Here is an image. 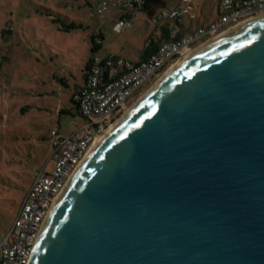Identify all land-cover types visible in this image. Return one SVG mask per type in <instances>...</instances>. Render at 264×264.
<instances>
[{"label": "water", "instance_id": "water-1", "mask_svg": "<svg viewBox=\"0 0 264 264\" xmlns=\"http://www.w3.org/2000/svg\"><path fill=\"white\" fill-rule=\"evenodd\" d=\"M29 264H264V14L181 60L107 130Z\"/></svg>", "mask_w": 264, "mask_h": 264}, {"label": "rangeland", "instance_id": "rangeland-1", "mask_svg": "<svg viewBox=\"0 0 264 264\" xmlns=\"http://www.w3.org/2000/svg\"><path fill=\"white\" fill-rule=\"evenodd\" d=\"M163 1L170 8L180 0ZM98 2L0 0V241L12 227L36 173L53 168L50 131L67 136L84 124L71 98L92 55V37L102 34L103 56L135 62L145 42H155L167 25L140 13L117 35L112 28L119 8L110 6L99 15ZM219 3L191 0L194 19L187 16L184 24L197 27L216 19ZM72 23L80 28L64 29ZM150 88L151 84L146 86L124 112Z\"/></svg>", "mask_w": 264, "mask_h": 264}, {"label": "built area", "instance_id": "built-area-1", "mask_svg": "<svg viewBox=\"0 0 264 264\" xmlns=\"http://www.w3.org/2000/svg\"><path fill=\"white\" fill-rule=\"evenodd\" d=\"M146 0H99L97 14L108 12L110 6L119 8L113 32L120 34L131 26V20L145 13ZM191 0H180L170 8L158 7L151 17L157 24L168 25V39L162 40L143 59L136 62L114 54H101L104 38L93 36V51L85 70L84 81L77 93L78 114L84 124L70 135L51 130L48 137L49 160L53 168L36 173L27 189L12 227L0 241V264H29L33 249L55 200L70 177L85 158L95 139L114 124L126 106L151 86L179 58L241 22L264 14V0H220L216 19L177 35L176 26L191 16ZM191 18V17H190ZM100 32V31H99ZM151 40L145 42L147 48ZM1 65V61H0Z\"/></svg>", "mask_w": 264, "mask_h": 264}, {"label": "crops", "instance_id": "crops-1", "mask_svg": "<svg viewBox=\"0 0 264 264\" xmlns=\"http://www.w3.org/2000/svg\"><path fill=\"white\" fill-rule=\"evenodd\" d=\"M161 2H162V5H164V1L161 0ZM162 5H159V7H162ZM163 7H165V5H164ZM157 8H158V7H157ZM190 19L193 20L194 18L191 17ZM198 26H199V25H198ZM167 27H168V25H166V26H164V27H163V26L161 27V32H162V33H161L160 37H159L155 42H154V41L151 42L147 48L144 47L145 50H143V52H142L141 55L139 56V59H138V60L145 58V57L147 56V54H149L151 51H153V50L156 48V46L158 45V43H160L162 40L167 39L166 37H164L165 35H167ZM175 28H176V30H177V35H181V34L187 32V31H190V30L196 28V27L186 26V25L184 24V22H183L181 25H177ZM6 31H7V32H10V29H7ZM91 53H92V51H91ZM89 60H90V57H89V59L87 60L86 64L84 65V69H83V72H82L81 83H80L79 85H76V88L74 89V92H73V94H72V98H71V100H72V102H73V104H74L75 107H76L75 102H76V99H77V93H78V90H79V89L81 88V86L83 85L84 74H85V70H86V68H87V65H88V63H89ZM138 60H137V61H138ZM135 62H136V61H135ZM1 63H2V62H1Z\"/></svg>", "mask_w": 264, "mask_h": 264}, {"label": "bare ground", "instance_id": "bare-ground-1", "mask_svg": "<svg viewBox=\"0 0 264 264\" xmlns=\"http://www.w3.org/2000/svg\"><path fill=\"white\" fill-rule=\"evenodd\" d=\"M250 20H252V19H250ZM250 20H247V21L241 22L240 24H238L237 26H235V27L229 29V30L226 31L225 33H223V34H221V35H219V36H217V37H215V38H213V39H210V40H209L208 42H206L205 44H207V43L211 42L212 40H214V39H216V38H218V37H220V36H222V35H224V34L230 32V31H232V30H234V29H236V28H238V27H240V26H242L243 24L247 23V22L250 21ZM205 44L201 45L200 47L204 46ZM200 47H198V48H200ZM198 48L194 49L193 51H191V52L188 53L187 55H185V56L179 58L177 61H175V62H174L169 68H168V70H167L165 73H167L168 71H170V70H171L175 65H177L181 60H183L184 58H186L188 55H190L192 52H194V51L197 50ZM165 73H164V74H165ZM164 74H163V75H164ZM163 75H162V76H163ZM162 76H161V77H162ZM159 79H160V78H159ZM159 79H158V80H159ZM158 80H157V81H158ZM157 81H156V82H157ZM156 82L151 86V88L156 84ZM151 88H150V89H151ZM150 89H148V90L146 91V93H147ZM146 93H145V94H146ZM145 94H143V95H142V96H141V97H140V98H139V99H138V100H137L132 106H134V105H135V104H136V103H137V102H138V101H139V100H140ZM132 106H131V107H132ZM131 107H130V108H131ZM130 108H129V109H130ZM129 109H127V110L124 112V114H125ZM124 114H123V115H124ZM123 115H122V116H123ZM122 116H121V117H122ZM121 117H120V118H121ZM120 118H119V119H120ZM119 119H118V120H119ZM118 120H117V121H118ZM117 121H116V122H117ZM116 122H115V123H116ZM115 123H114V124H115ZM114 124H112L107 130H109ZM107 130H106L105 132H103L102 134H100V135L95 139L94 143H93L92 146L90 147V149H89V151L87 152V154H86L85 158L83 159V161H84V160H85V159L91 154V152L94 150V148H95V147L97 146V144L99 143V140L102 139V138L104 137V135H105V133L107 132ZM83 161H82V162H83ZM82 162L80 163V165L82 164ZM80 165H79V166L77 167V169L74 171V173L72 174V176H73V175L75 174V172L79 169ZM72 176H71L70 178H72ZM69 180H70V179H69ZM68 182H69V181H68ZM67 184H68V183H67ZM67 184H66V185H67ZM65 187H66V186H65ZM64 189H65V188H64ZM64 189H63V190H64ZM62 192H63V191H62ZM62 192L60 193V195L62 194ZM60 195L57 197V199L55 200V202L58 200V198L60 197ZM54 204H55V203H54ZM54 204H53V205H54ZM51 209H52V208H51ZM50 211H51V210H50ZM50 211H49V213H50ZM48 216H49V214H48ZM48 216H47V218H48ZM46 220H47V219H46Z\"/></svg>", "mask_w": 264, "mask_h": 264}, {"label": "trees", "instance_id": "trees-1", "mask_svg": "<svg viewBox=\"0 0 264 264\" xmlns=\"http://www.w3.org/2000/svg\"><path fill=\"white\" fill-rule=\"evenodd\" d=\"M159 5H162L161 0H146L144 5H143V8H144L145 13H147L149 16H151L152 10L154 8L159 7ZM53 21H55V20H53ZM78 28H80V25H76V24L72 23V24H68L67 26H65L64 29L65 30H71V29H78ZM164 37H166L168 39L169 36L167 34ZM92 39H93V37H92ZM144 50H145V48H144ZM92 51H93V49H92ZM75 105H76V110L78 112L77 103L76 102H75ZM59 112L62 113V110H60Z\"/></svg>", "mask_w": 264, "mask_h": 264}]
</instances>
